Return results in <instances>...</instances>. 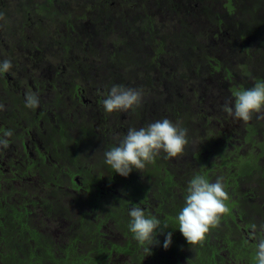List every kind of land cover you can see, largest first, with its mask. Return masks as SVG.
<instances>
[{
    "label": "trees",
    "instance_id": "obj_1",
    "mask_svg": "<svg viewBox=\"0 0 264 264\" xmlns=\"http://www.w3.org/2000/svg\"><path fill=\"white\" fill-rule=\"evenodd\" d=\"M33 1L35 0H17L12 4L8 1L0 3V14H3L0 23L4 32L14 33L18 26L25 27L29 22L37 28L45 26L42 19L43 9L39 11L42 16L28 12L30 3L34 4ZM114 1H120L118 3L121 5L124 2V0ZM209 1L164 0L161 4V0H141L138 4L142 7L147 4L150 10L158 12V15L163 17L161 21L150 25L148 21L140 24L143 21V16L140 15L135 19L133 28L139 30L143 43L156 44L157 51L152 53L148 49L142 53L144 62L154 71L159 82L165 80L171 82L172 92L175 94L183 91L188 97V90L185 91L182 87V78L191 76L194 72L200 73L201 68L195 69L193 66H200L199 60L202 55H206L204 49L208 48V45L215 47L211 34H215L214 36L220 34L221 37L224 31L228 33L230 28L235 26L233 19L215 12L214 5ZM109 2L111 0H100L99 5L93 8L101 11V17H104V14H110ZM204 3L208 12L206 16L202 13ZM95 14L92 10L91 15L95 16ZM48 15L55 14L52 12ZM213 15L219 17L220 21L224 19L221 21L224 23L223 26L219 24L217 28L211 27L205 30L206 44L203 45L196 35L201 32L202 24L207 25ZM172 34L176 36L174 40ZM180 35L184 38L182 45L185 49L180 50L178 58L169 53V56H173L170 61L164 55L167 50L162 48V45L167 44L168 41L180 43ZM120 41H114V46L117 47ZM63 45L67 46L65 43ZM121 55L122 52L119 51V57ZM210 61L212 64L214 61L218 63L219 59L212 58ZM163 62H166V65ZM212 64L210 66L216 69V65ZM111 67L112 77L118 70L113 68V65ZM172 67H174L173 75L170 71ZM176 71L178 76H175ZM245 85L244 83L239 87L244 90ZM190 87L191 85H188V88ZM196 88L192 87L194 93L199 92ZM189 97L190 104L186 112L176 108H166L165 111L171 121H176L181 127L190 131V134H187L188 144L183 153L174 157L176 161L181 159L180 169L172 168L173 162L161 151L141 171L133 169L127 177L116 173L120 186L117 192H107V189L94 185L102 181L103 176H107L104 175V170L108 174L110 171L111 174L116 175L114 169L105 163V158L96 157L95 164L90 165V155L87 151L80 156L84 150L82 144H87L85 139L90 135L87 126L83 134L78 138L75 137V141L74 132L69 130L68 135L67 129H63L60 133L55 130L54 132L59 135L52 145L61 148L58 152L59 161L53 165L54 167L43 168V177L38 182L40 187H36V191L33 195H29L27 200L18 190H16L17 195H0V264H225L226 254L234 255L236 260L243 258L248 264L257 262V245L249 241L242 228L254 223L256 230H264V220H258V217L264 215V166L260 164L264 141L260 143L261 153L251 148L247 155L239 154L238 148L236 151L229 149L228 145L227 150L221 151L210 143L194 148L189 145V141L191 142L196 128L192 125L187 126V120L190 118H186L185 115L192 113L194 106L192 102L198 95L193 98L192 94ZM203 98L205 96H202ZM181 99L183 100L184 97L182 96ZM130 123L133 125L131 128L136 129L146 124L136 109ZM84 126L85 124L82 128ZM253 131L256 129L254 128ZM91 133L95 134L94 131ZM212 155L217 157L216 162L211 160ZM66 159L70 160V171L64 170ZM79 166L85 171L82 174L81 185L74 179L75 175H79L77 172ZM63 172L67 173L68 177H64ZM54 174L60 177V182L51 187ZM197 174L203 175L209 182H215L217 175L222 177L229 198L225 201L227 211L220 216L218 225L210 228L203 241L193 245L188 244L179 231L177 216L185 204L188 183ZM72 185L80 188L79 193L74 190L67 191L65 186ZM39 203L44 207V213L49 218H53L51 213L56 208H59L58 215L60 210L63 212L61 226L53 228L40 217L36 209L30 207L31 204L36 206ZM71 204L82 209L74 222H71L70 215L67 216L69 214L67 206ZM132 207H141L146 216L158 218L161 227L165 224L168 226L163 232L157 230L156 236L155 233L153 234L155 239L153 238V244L150 246L148 242L141 245L129 230L131 220L129 211ZM110 225L116 226L124 244L113 242L109 238L114 234V231H107ZM168 232L172 233V242L165 249L163 242ZM155 240L158 243H155Z\"/></svg>",
    "mask_w": 264,
    "mask_h": 264
},
{
    "label": "rangeland",
    "instance_id": "obj_2",
    "mask_svg": "<svg viewBox=\"0 0 264 264\" xmlns=\"http://www.w3.org/2000/svg\"><path fill=\"white\" fill-rule=\"evenodd\" d=\"M140 1L141 0H124L121 7L120 3H118L120 1L115 3L114 0H111V2L108 3L110 14H104V18L101 17V11H96L93 8L95 5H99L100 0H52V3H48L47 0H40V3L43 5V20L45 24V26L39 30L42 31L44 36V42H42L44 43V51H46L44 59L49 58L48 51L60 50L64 47L63 44L65 43L70 51V61L68 60V62L65 63L66 70L71 74H74L76 80L82 84L83 80L86 78H93L95 84H89V88L94 86L96 91L103 94V99L106 98L113 85L141 89L143 92L141 104L134 108L146 122L143 127H146L157 120H162L164 118L169 119L168 115L165 114L166 108H176L177 110L186 112L189 108L188 104H190L188 97L192 94L193 97L195 95L205 97L213 96L214 93H207V89L209 88L207 82H209V86L217 90V85L220 86L218 80L219 76L221 77L222 75L221 78L223 80L224 77L228 75L227 67H229L231 70L229 71L231 75L230 82L223 80V84L227 85V89L231 86L233 87L231 88V95L227 96L225 103L221 105L214 104L216 107L212 106L209 108L208 105H195L194 103L197 98H194V103L192 102V104H194L192 113H187L185 115L186 118H190V120H187V123L194 126L193 128H197V125L202 123L198 128L200 131H196L193 134L192 143L196 148H200L201 145L210 143L216 146L218 151H221L222 149L227 150L226 145H228V142H232V145L239 147V154L247 155L251 148H254L257 153H261L260 143H263L264 141V119L257 118L261 114L254 113L252 119L245 122L229 116L224 111V105H234L235 97L233 93L242 90V87L239 86L245 83V89H249L263 78V74H258L257 71H255L254 66L248 62L250 60V55H247L245 52V48H247L249 53L250 45L254 46L255 44L251 42L249 37L242 34L241 40H243V43L240 41L239 44V47L241 48L238 52L234 53L235 42L230 38L228 33L221 37L220 34L219 36H214L215 34L212 33L210 37L213 38L211 40L215 47L208 45V48L204 49L206 50V55H202L201 60H199L200 66H193L195 69L201 68L200 73L196 74L194 72L193 75L182 78V87L185 91L188 90V97L183 94V91L175 94L172 92L171 82L169 80L159 82L155 77L154 71L148 66V64H146V62H144L145 58L142 53L148 49L153 53L154 51H157V46L154 43L146 45L142 42L139 36V30L136 27L133 28L134 21L141 15L143 16V21H141L140 24L148 21L150 22V25H154L156 22L161 21V18L163 17L162 15H158V12L150 10V6H147V4L145 7L138 5ZM163 2L164 0H161V4ZM209 3L214 5L215 12L231 19L232 16H235L236 18L235 14H238L241 9V2L239 0L236 1L237 10L235 12L227 9L230 3L229 0H210ZM202 7H204L202 13L206 16L208 12L205 8V3ZM29 9L30 11H33V13H39L38 7L35 6V4H31ZM130 9L131 11H129ZM92 10L96 13L95 16L91 15ZM52 12L55 15H48V13L50 14ZM253 13L254 10L251 11V15ZM75 15H77V17H75ZM242 17L244 18V15H242ZM221 21H224V19ZM221 21L219 17L213 15L212 19L207 22V25L203 23L200 27L201 32H196L197 35L195 34L199 38L198 41L205 45V30L211 27L217 28L219 24L220 26H223L224 22ZM28 24L21 28L18 26L13 37H7V35L2 36V31H0V52L3 56L15 52L11 57L6 56L8 60H11L13 57L16 59L19 58V56H26V52L20 53L21 49L19 47L16 49L17 42L15 39L19 40L22 33L26 34L27 39V35H29L30 30H32L29 28L30 25ZM1 26L2 23H0V27ZM104 33H107V35L105 36ZM68 34H71L73 38L71 39ZM173 35L174 34L171 36L174 40L176 36ZM66 37H69L71 40L65 42V40H67ZM118 40L121 41L118 42L116 47L114 46V41ZM179 41L181 45L180 43L176 44L169 41L167 42L168 46L167 44L162 45V48L167 50V53H164V55H166L170 61H172L173 56H169V53L174 54V57L178 58L180 50L185 49L182 45L184 41L183 36H179ZM47 42H50V45L49 48L46 49L45 43ZM33 44L34 43L27 42L26 40L24 42H19V46L30 45L29 48ZM31 50H34V48L31 47ZM119 51L122 52L120 57ZM201 52H203V50ZM255 54L257 55V53H254V55ZM55 55L59 54L56 53ZM254 57L255 56H252V58ZM212 58L219 59L220 63L216 66V69L210 66V64H212L210 59ZM50 60L54 62L56 58L50 56ZM13 63L14 62H12V64ZM163 63L166 65V62ZM111 65L118 70L117 74L112 75V77ZM179 65L180 63L178 66ZM173 70L174 67L170 68L171 75H173ZM177 72L178 71H176L175 76H178ZM181 72H183V69H181ZM216 75L218 76L217 80H215ZM99 78H102L104 81L100 83ZM146 80L152 83H148ZM188 85H191V87L188 88ZM101 87L103 90H100ZM192 87H197L196 89L199 90V92L194 93ZM191 90L192 93L190 94ZM182 96L184 97L183 100L181 99ZM103 99L101 100L103 101ZM185 100H187V103H185ZM99 107V109L91 107L92 111L90 112V114L97 119H102L107 116V114H110L112 118L117 117L128 124L132 120V109H129L126 112L113 111L108 113L104 110L102 102H100ZM219 107H221L220 110ZM205 118L206 121L203 122ZM90 119L92 122H95L93 118ZM253 124L257 125L261 130L252 137L254 138L253 140L250 138L245 141V137L250 134L251 126ZM129 128L131 127L128 126L127 130L123 131V133H125L124 135H126ZM180 160L181 159L176 161L174 157L171 158V162H173L171 167L180 169ZM211 160L216 162L217 157L215 158L214 155H212ZM260 164L264 166V152ZM217 176L220 177L219 175ZM58 179H60V177H58ZM223 183H225L224 180ZM38 207H40V204H38ZM67 211L69 213L67 216L70 215V217H68L71 219V222H74L81 213L78 209H74V207H70ZM255 215H257V213ZM63 218L64 216L48 219L50 225L54 228L55 226H61ZM253 225L254 223L251 224V227H253ZM107 231H114L113 237H109L113 242L121 244L125 243L118 235L119 231L116 229V226L110 225V227L107 228Z\"/></svg>",
    "mask_w": 264,
    "mask_h": 264
},
{
    "label": "flooded vegetation",
    "instance_id": "obj_3",
    "mask_svg": "<svg viewBox=\"0 0 264 264\" xmlns=\"http://www.w3.org/2000/svg\"><path fill=\"white\" fill-rule=\"evenodd\" d=\"M4 1H8V3L12 4L17 0H0V3ZM47 1L48 3H52V0ZM229 1L230 3L227 9L236 11L237 0ZM239 1L241 2V9L238 14H235L236 18L235 16L232 17V22L235 26L230 28L228 35L235 42L234 53L238 52L241 48L239 44L240 41L243 43V40H241L242 34H246L251 42L255 44L254 46L250 45L249 53L247 48H245V52L247 55H250V60L248 62L254 66L255 71H257L258 74H263V78L260 80L264 81V0L260 2H256L257 0ZM33 2H35V6L38 7V11L43 9L40 0H35ZM31 4L32 3H30V5ZM13 9L16 10L15 8H12V10ZM252 10H254V13L251 15ZM129 11H131V9ZM21 12H23V8H21ZM28 12L30 14L33 13L30 9ZM34 14L42 16L40 12ZM242 15H245L246 18H243ZM75 17H77V15H75ZM28 25H30L29 28L32 30H30V34L27 35V39L26 34L23 33L21 38L19 40L17 39L18 41L15 39L17 42L16 49L19 47L21 49L20 53L26 52V56H19V58L16 59L13 57L11 62L14 63L10 71L7 73H0V103L5 106L4 110L0 111V135L9 130L12 132V136L8 137L10 146L7 149H0V195H17L18 192L16 190H18L23 194L26 200L29 195H33L36 191V187H40L38 182L41 181L43 177V168L54 167L53 165L58 163V152L61 148L60 146L54 147L52 143H54L59 135L58 133L63 129L68 130V135L69 130L74 132L75 141L80 134H83V130L87 126L90 135L85 139L87 140V144H82L84 150L80 156L87 151L90 155L89 163L91 165L95 164L94 159L96 157L105 158V151L115 146L118 143V139L123 138L125 134L123 131H126L128 126L131 127L132 125L130 122L129 124L125 123L122 119H118L117 117L112 118L110 114H107V116L102 119H97L92 116V114H90L92 111L91 107L99 109L100 102H102L101 99L104 98L103 94L96 91L94 86L91 85V89L89 88V84H95L93 78L88 79L84 77L86 79L83 80L82 84L76 80L74 74L66 70L65 63H67L68 60L70 61V51L67 46L62 47L60 50L48 51L49 58L44 59L46 51H44V43H42L44 42L43 33L39 31L41 28L33 26L30 22ZM19 28H21V26H19ZM0 31H2V36L7 35V37H13L15 33L4 32V28L2 27H0ZM104 34L105 36L107 35V33ZM225 34L224 31L221 36H225ZM68 35L71 39L73 38L71 34ZM66 38L71 40L69 37ZM25 40L34 43L31 46L34 50H31V47L29 48L30 45L19 46V42H24ZM45 44L46 49L49 48L50 42ZM14 53L3 56L0 52V60L8 59L6 56L11 57ZM56 53L59 55H55ZM254 53H257V55H254ZM50 56H54L56 60L54 62L51 61ZM252 56L255 57L252 58ZM219 63L220 62H213V65L215 64L217 66ZM229 71L231 70L227 67L228 75L223 79L228 82H230L231 79ZM221 77L219 76L218 79L216 75L215 78V80L218 79L220 82V86L217 85V90L209 86L210 84L207 82L209 87L207 93H214L213 96L203 99L202 96H198L195 100V105H208L210 108L212 106L216 107L214 104L221 105L225 103L227 96L231 95V88L233 86L227 89V85L223 84ZM102 81L104 80L99 78V82L101 83ZM100 90H103V88L101 87ZM29 92L35 93L39 97L40 103L35 109L25 106V96ZM89 108L91 109L88 110ZM220 108L221 107H219V110ZM134 109L135 108H132L133 115ZM90 118H93L95 122H92ZM205 121L206 118L203 122ZM173 122L176 123V121ZM84 124L85 126L82 128ZM201 125L202 123L197 125L196 131H200L198 128ZM188 126L190 127V124H188ZM254 128L256 131H253ZM55 130H57L58 133H55ZM260 130L261 129H259L257 125L253 124L250 134L245 137V141L250 138L253 140L254 138L252 137ZM92 131H94L95 134H92ZM187 134H190L189 129H187ZM192 140L193 139H191V142L189 141V145L196 148ZM228 147L235 151L237 148L239 149L236 145H232V142H228ZM69 161L70 160L66 159V164L64 166L65 171H70L71 167ZM77 172L79 175H75L74 179L81 185V183H83L81 182L83 178L82 174H84L85 171L79 166ZM113 172L115 173V170H113ZM63 175L64 177H68L67 173L64 174L63 172ZM104 175L107 176H103L102 181L94 185L99 186L101 189H107V192H117L118 187H120L118 175L111 174L110 171L108 174L106 170H104ZM58 182H60V180L56 174H54L50 186L54 187ZM91 187H93V185H91ZM65 188L67 191L74 190L77 193L80 191V188L73 185L71 187L65 186ZM30 207L36 209L40 217L49 223V217L45 215L44 207H41V204L40 207H38V204L36 206L31 204ZM69 207H74V209H78L79 212L82 211L80 207L72 204L69 205ZM69 207L67 206V209H70ZM58 210L59 208H56L55 211L51 213V216H63L61 211H59L60 215H58ZM259 219L263 221L264 215L258 217V220ZM242 229L249 241L251 243H256V245L258 239L264 236V230L252 229L251 226ZM254 231L256 238H253ZM120 236L122 237L121 234ZM225 257V264H248L243 258L239 260L237 258L236 260L232 254H230V256L226 254ZM254 264H258V262Z\"/></svg>",
    "mask_w": 264,
    "mask_h": 264
},
{
    "label": "clouds",
    "instance_id": "obj_4",
    "mask_svg": "<svg viewBox=\"0 0 264 264\" xmlns=\"http://www.w3.org/2000/svg\"><path fill=\"white\" fill-rule=\"evenodd\" d=\"M3 19V14H0ZM12 68L11 60H0V73H7ZM234 105H224V111L235 119L245 122L252 119L254 113H259L257 118L264 119V81H258L252 88L239 90L233 93ZM141 89L129 88L122 85H113L105 99L102 101L104 110L108 113L113 111L126 112L142 101ZM25 106L35 109L39 106L37 94L29 92L25 96ZM0 103V111L4 110ZM12 132L5 131L0 135V149H7L8 137ZM188 144L187 129L164 118L150 123L140 129L129 128L118 143L105 151V163L110 165L115 173L127 177L133 169L143 170L147 163H151L161 151L167 157L173 158L182 154ZM225 191L223 178L218 177L215 182H209L203 175H194L187 186L185 204L180 210L177 220L179 231L188 244H198L203 241L205 234L210 228L219 223L220 216L227 211L225 201L228 199ZM131 217L129 230L141 245L148 242L152 245L153 234L157 230L163 232L168 226L161 227L160 220L156 217L145 215L141 207H132L129 211ZM255 229V226H253ZM253 238H256L255 231ZM172 242V233L168 232L163 242L167 249ZM155 243L158 241L155 240ZM256 260L258 264H264V236L258 239Z\"/></svg>",
    "mask_w": 264,
    "mask_h": 264
}]
</instances>
